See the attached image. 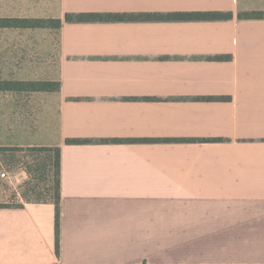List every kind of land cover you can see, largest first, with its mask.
Wrapping results in <instances>:
<instances>
[{"label":"crops","instance_id":"obj_1","mask_svg":"<svg viewBox=\"0 0 264 264\" xmlns=\"http://www.w3.org/2000/svg\"><path fill=\"white\" fill-rule=\"evenodd\" d=\"M24 2L0 17L232 16L49 28L56 121L25 131L0 90V147H60L59 254L54 204L0 184V264H264V19L237 16L264 0Z\"/></svg>","mask_w":264,"mask_h":264},{"label":"rangeland","instance_id":"obj_2","mask_svg":"<svg viewBox=\"0 0 264 264\" xmlns=\"http://www.w3.org/2000/svg\"><path fill=\"white\" fill-rule=\"evenodd\" d=\"M24 0H0V16H29L31 9ZM56 35L49 28L0 29V79L54 80L58 75ZM8 100L20 109L25 131H47L54 125L57 104L51 94L23 92L9 95ZM14 147L0 152V170L5 168L10 176L0 180L7 192L6 205H19L31 201L36 187L42 194H49L52 183V161L46 152L29 147ZM16 148V149H15Z\"/></svg>","mask_w":264,"mask_h":264},{"label":"trees","instance_id":"obj_3","mask_svg":"<svg viewBox=\"0 0 264 264\" xmlns=\"http://www.w3.org/2000/svg\"><path fill=\"white\" fill-rule=\"evenodd\" d=\"M231 13L219 12H185L170 13L167 16L158 14H113V13H79L73 16L66 14L64 19L41 18V17H0V28H59L63 21H123V20H194V19H227ZM239 19H264V11H250L238 13ZM227 56H217L222 59ZM60 82L56 80H1L0 90L17 92H56L59 90ZM66 143H73L75 139H66ZM34 150L46 152L52 161V183L49 194H42L31 187L34 197L28 202H51L55 207V253L59 254V228H60V147L59 146H34ZM14 149V147H0V152ZM16 149V148H15ZM1 155V153H0ZM15 206H21L15 205Z\"/></svg>","mask_w":264,"mask_h":264},{"label":"built area","instance_id":"obj_4","mask_svg":"<svg viewBox=\"0 0 264 264\" xmlns=\"http://www.w3.org/2000/svg\"><path fill=\"white\" fill-rule=\"evenodd\" d=\"M0 166H1V164H0ZM0 178L3 180H8L10 178L7 170L3 167H1V170H0Z\"/></svg>","mask_w":264,"mask_h":264}]
</instances>
